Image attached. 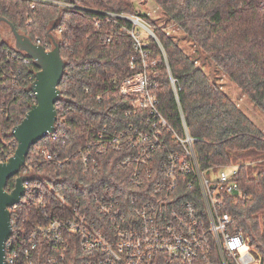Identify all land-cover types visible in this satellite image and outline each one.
Returning a JSON list of instances; mask_svg holds the SVG:
<instances>
[{"label": "trees", "instance_id": "obj_1", "mask_svg": "<svg viewBox=\"0 0 264 264\" xmlns=\"http://www.w3.org/2000/svg\"><path fill=\"white\" fill-rule=\"evenodd\" d=\"M51 1L0 0V17L8 19L34 42L39 39L48 50L54 47L53 36L66 63L59 85L62 97L56 103V131L32 145L21 171L34 176L30 185L38 183L45 195L54 196L57 192L71 204L81 201L90 215L104 219L96 207L99 195L108 189L126 199L135 189L130 169L122 165L128 151L112 147L97 153L100 164L89 171L76 151L89 141H96L106 128L124 129L137 122V117L126 114L132 97L122 94L114 83L131 73L134 40L122 29L133 24L113 15L139 13L132 0ZM154 2L264 111V0ZM139 16L155 33V37L146 38V48L149 60H158L150 68V77L159 110L180 134L187 126L202 168L238 166L234 180L239 192L225 196L223 210L231 213L235 226L243 230L255 264H264V131L174 36L147 14ZM11 34L10 26L1 22L0 162L15 153L17 140L12 130L35 103L30 85L39 70L35 61L11 42ZM171 77L177 80V92ZM48 154L53 158L48 159ZM16 178L8 180V191L15 188ZM37 197L27 200L26 195L18 209L12 211L17 223L15 231L31 230L40 218ZM45 250L52 251L48 245ZM89 255L76 243L68 264H82L80 261L89 259ZM213 260V264H225L217 248Z\"/></svg>", "mask_w": 264, "mask_h": 264}, {"label": "built area", "instance_id": "obj_2", "mask_svg": "<svg viewBox=\"0 0 264 264\" xmlns=\"http://www.w3.org/2000/svg\"><path fill=\"white\" fill-rule=\"evenodd\" d=\"M113 16L133 24L122 29L134 40L131 73L114 83L122 94L132 97L126 114L137 117V122L124 129H104L96 141H89L76 153L89 171L100 164L97 153L112 147L127 150L122 165L130 169L135 189L126 199L108 189L99 195L96 207L103 219L90 215L81 201L71 204L61 193L45 195L38 183L25 182L22 199L37 195L41 216L29 231H15L17 223L12 219L5 264H68L76 243L90 254L82 264H213L215 248L225 264H255L243 230L235 226L233 215L223 210L225 196L239 192L234 180L238 166H200L187 126L180 134L163 116L158 97L151 91L150 68L158 60H149L146 38L155 37L153 29L139 15ZM137 25L148 31L146 38ZM37 43L42 44L39 39ZM171 80L177 92V80ZM19 204L12 206L11 212Z\"/></svg>", "mask_w": 264, "mask_h": 264}, {"label": "water", "instance_id": "obj_3", "mask_svg": "<svg viewBox=\"0 0 264 264\" xmlns=\"http://www.w3.org/2000/svg\"><path fill=\"white\" fill-rule=\"evenodd\" d=\"M10 26L15 39V47L33 59L39 68L30 89L35 95V103L30 107L24 119L16 125L12 134L17 140L15 153L5 162H0V264H5V243L13 232L12 212L10 208L19 204L26 193L25 182L34 176L20 174L26 164L32 145L56 131L58 112L56 103L61 99L59 87L66 67L61 56L59 42L53 37L54 47L47 50L42 44L34 42L29 36L19 32L15 25L5 17L0 23ZM56 26L53 24L50 31ZM17 176L15 188L8 191V180Z\"/></svg>", "mask_w": 264, "mask_h": 264}, {"label": "rangeland", "instance_id": "obj_4", "mask_svg": "<svg viewBox=\"0 0 264 264\" xmlns=\"http://www.w3.org/2000/svg\"><path fill=\"white\" fill-rule=\"evenodd\" d=\"M135 3L137 13L139 15L147 14L151 20L157 25L167 31L168 34L174 36L183 47V49L194 58L197 63L201 65L205 72L218 84H220L229 97L237 103V105L257 124L259 128L264 131V111H262L251 99L244 93L240 87L231 80V78L224 74L217 65L205 53L200 51L196 45L186 37V34L171 20H169L160 7L154 0H132ZM143 21L148 23L143 17ZM149 24V23H148ZM149 26H151L149 24ZM152 28V26H151ZM8 30V29H7ZM137 31L142 37H147L148 31L141 25H137ZM10 33V31H9ZM12 35V34H11ZM13 37V35H12ZM8 38V35H7ZM11 42H15L14 37Z\"/></svg>", "mask_w": 264, "mask_h": 264}]
</instances>
